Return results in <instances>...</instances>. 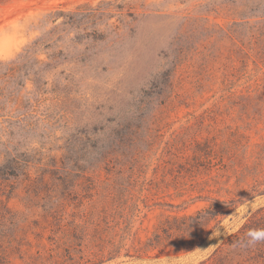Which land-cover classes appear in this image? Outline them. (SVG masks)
<instances>
[{"label":"rangeland","instance_id":"rangeland-1","mask_svg":"<svg viewBox=\"0 0 264 264\" xmlns=\"http://www.w3.org/2000/svg\"><path fill=\"white\" fill-rule=\"evenodd\" d=\"M96 9L63 27L62 102L40 104L29 84L31 143L0 144L29 164L0 179V264L5 251L11 264H64L63 217L102 207L134 215L142 240L207 210L194 233L105 264H211L220 248L262 264L264 251L231 244L246 241L245 225L264 227V200L251 204L264 194V0H0V60L37 39L49 13ZM206 139L215 144H195Z\"/></svg>","mask_w":264,"mask_h":264},{"label":"trees","instance_id":"trees-1","mask_svg":"<svg viewBox=\"0 0 264 264\" xmlns=\"http://www.w3.org/2000/svg\"><path fill=\"white\" fill-rule=\"evenodd\" d=\"M96 10H85L75 14L67 15L63 10L49 13L40 24L41 35L29 43L20 54L11 60H0V144H30L33 131L32 122V92L28 91V85L32 84L37 88V95L40 104H44L47 94H52L54 101L63 100V72L54 73L63 61V27L75 26L82 23L76 17L83 20L97 16ZM131 17H134L131 15ZM65 19V21H64ZM67 19V20H66ZM82 20V21H83ZM82 27V24H80ZM113 28V26L111 27ZM65 32V31H64ZM108 32V30L106 31ZM99 34V30L94 31ZM102 39L106 36L100 35ZM58 50L50 54L52 50ZM45 56V58H44ZM51 78H54L53 89H46L50 85ZM26 90L25 105H18L23 91ZM262 93L261 89L248 90V97ZM195 144H215L211 139L205 141L195 140ZM210 146L206 148V154L211 155ZM17 149L5 148L0 153V179L18 178L21 174L27 175L29 164H25L20 158ZM250 168V167H249ZM203 210L195 216H183L169 219L165 226L160 227L152 237L142 240L132 232L134 215L127 214V210L121 211L120 207L115 210L102 207L94 213L87 214L75 222L64 224L63 217V263L64 264H105L116 261L123 256L135 257L131 251L138 254L149 253L163 246L168 245L175 234L184 235L194 233L195 228L190 224L191 220L200 219ZM6 214L13 217L9 210ZM199 222V221H198ZM264 229L260 222H252L243 227V230ZM4 234L0 233V239L4 240ZM136 237V238H135ZM131 243L133 250H127L128 243ZM240 242V241H239ZM231 244L232 248L238 250L243 243ZM245 242V241H243ZM256 249L264 251V243H259ZM254 251H251V254ZM229 253L224 254V249H218L208 260L211 264H242L235 259H229ZM5 263L11 264L7 252L3 253ZM22 264H37L29 257L20 258ZM54 257L47 258L39 256L42 264H56ZM38 260V258H37ZM264 264V256H262ZM259 264V262H256Z\"/></svg>","mask_w":264,"mask_h":264},{"label":"clouds","instance_id":"clouds-1","mask_svg":"<svg viewBox=\"0 0 264 264\" xmlns=\"http://www.w3.org/2000/svg\"><path fill=\"white\" fill-rule=\"evenodd\" d=\"M253 196H254V201L251 204H255L258 199L264 200V194H261V196L259 197L255 195ZM259 243H264V229L249 230L247 233V239L245 242H243V246L252 248V247H255Z\"/></svg>","mask_w":264,"mask_h":264}]
</instances>
